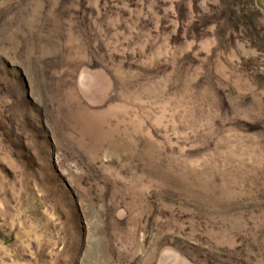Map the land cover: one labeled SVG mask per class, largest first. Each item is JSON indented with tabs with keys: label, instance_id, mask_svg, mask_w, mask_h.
Masks as SVG:
<instances>
[{
	"label": "rangeland",
	"instance_id": "1",
	"mask_svg": "<svg viewBox=\"0 0 264 264\" xmlns=\"http://www.w3.org/2000/svg\"><path fill=\"white\" fill-rule=\"evenodd\" d=\"M0 264H264V0H0Z\"/></svg>",
	"mask_w": 264,
	"mask_h": 264
}]
</instances>
